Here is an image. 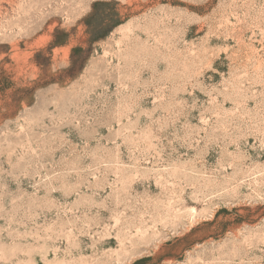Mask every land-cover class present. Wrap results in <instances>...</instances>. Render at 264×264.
I'll return each mask as SVG.
<instances>
[{
    "label": "rangeland",
    "instance_id": "obj_1",
    "mask_svg": "<svg viewBox=\"0 0 264 264\" xmlns=\"http://www.w3.org/2000/svg\"><path fill=\"white\" fill-rule=\"evenodd\" d=\"M0 264H264V0H0Z\"/></svg>",
    "mask_w": 264,
    "mask_h": 264
}]
</instances>
